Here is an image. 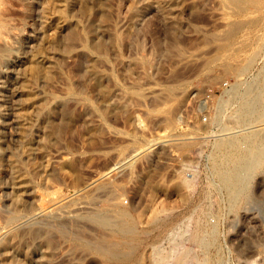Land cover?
Segmentation results:
<instances>
[{
  "label": "rangeland",
  "instance_id": "374dc122",
  "mask_svg": "<svg viewBox=\"0 0 264 264\" xmlns=\"http://www.w3.org/2000/svg\"><path fill=\"white\" fill-rule=\"evenodd\" d=\"M244 1L0 0V264H264V107L240 119L264 0Z\"/></svg>",
  "mask_w": 264,
  "mask_h": 264
},
{
  "label": "bare ground",
  "instance_id": "6f19581e",
  "mask_svg": "<svg viewBox=\"0 0 264 264\" xmlns=\"http://www.w3.org/2000/svg\"><path fill=\"white\" fill-rule=\"evenodd\" d=\"M53 1V0H52ZM62 2H64V1H62ZM248 2H245L244 0H226V5H227V7L232 11V12H234L235 14H236V12H237V15H238V12H241L242 11V9L245 7V5L247 4ZM242 20H244V19H242ZM245 24L243 23V22H241V21H236V23L235 22H233L232 24H231V26L229 27V30L227 31V33L229 34V33H232V32H236V31H238V30H240V28H243V26H244ZM70 29H71V27H70ZM69 33H70V30H69ZM69 37H71V38H76V32H75V30L74 29H71V33H70V36ZM255 101H252L251 103H249L248 105H244V107H243V111L240 113V119L241 120H243V119H245L246 117H248L247 115V113H248V111H255V110H258V109H260V107H264V101H262V100H260L259 98H256V99H254ZM258 125L257 124H254V125H251V126H248V127H246L245 129H249V130H255L256 129V127H257ZM57 127V126H56ZM61 127H59V129H60ZM56 130H58V127H57V129H55V131ZM56 132H59V131H56ZM244 138H246V137H244ZM245 140V139H244ZM254 141V140H253ZM253 141H252V144H253ZM232 143H233V141H231ZM230 142V143H231ZM244 142V141H243ZM231 143V144H232ZM235 143V142H234ZM244 143H247V142H244ZM256 143L254 142V145H255ZM254 145H252V146H254ZM232 146H233V144H232ZM250 147V146H249ZM245 149H246V146H245ZM251 149V148H250ZM246 150H244V152H245ZM250 151H252V149L250 150ZM254 151V150H253ZM252 151V152H253ZM252 152H251V154H252ZM258 152V151H257ZM256 152V155L258 154ZM235 153V152H234ZM242 153V152H241ZM244 156H245V154H244ZM252 156H253V154H252ZM251 156V157H252ZM231 158V157H230ZM245 158H246V156H245ZM254 158V157H253ZM228 159V158H227ZM236 159V158H235ZM234 159V160H235ZM241 159V158H240ZM252 161V160H251ZM241 162V161H240ZM254 162H255V160H254ZM253 162V163H254ZM228 163H230L229 161H228ZM235 164V167H233L232 168V170H227L228 168H226L225 170V172H224V175L226 176V177H224V179L225 178H227L226 179V181H227V183L230 181V183H231V185L232 186H230V187H232V189H233V191L235 192V196H238L240 193H241V191H244L242 188V186H240V185H238V182H239V178L243 175V177L246 179V176H247V178L249 179V174H250V171H251V166L253 165L252 163L250 164L249 163V161H244V162H241V163H239V162H236V163H234ZM65 166H66V164H62V165H60L59 167H58V169L61 171V172H66L65 170H63L64 168H65ZM232 166V165H231ZM230 166V167H231ZM223 169V168H222ZM239 169H243L244 170V172H246V176H245V173L244 172H242L243 174L242 175H240V177H239ZM227 171L229 172V173H227ZM237 176H238V178H237ZM243 177H242V179H243ZM241 179V178H240ZM242 179H241V182H242ZM245 179H244V181H245ZM247 179V180H248ZM234 180V181H233ZM15 183H16V185H15V189L17 190L16 192H17V194L19 193V191H21L22 190V187L24 186L20 181H18V182H16L15 181ZM91 183V181H86L85 182V184H87V185H89ZM229 184V183H228ZM241 184V183H240ZM239 186V187H238ZM244 186H246V185H244ZM245 189V188H244ZM14 190V189H13ZM23 191V190H22ZM25 191V190H24ZM7 193V192H6ZM10 194V193H9ZM16 194V195H17ZM21 194V193H20ZM17 197H18V195H17ZM16 198V197H15ZM19 198H20V196H19ZM11 199V198H10ZM17 205V204H16ZM11 239V238H10Z\"/></svg>",
  "mask_w": 264,
  "mask_h": 264
}]
</instances>
